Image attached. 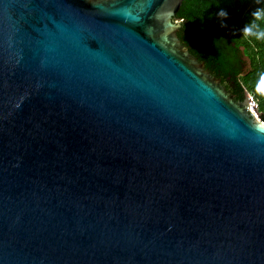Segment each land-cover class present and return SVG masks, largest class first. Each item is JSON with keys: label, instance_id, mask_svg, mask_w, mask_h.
<instances>
[{"label": "water", "instance_id": "water-1", "mask_svg": "<svg viewBox=\"0 0 264 264\" xmlns=\"http://www.w3.org/2000/svg\"><path fill=\"white\" fill-rule=\"evenodd\" d=\"M237 5L0 0V264H264Z\"/></svg>", "mask_w": 264, "mask_h": 264}, {"label": "trees", "instance_id": "trees-1", "mask_svg": "<svg viewBox=\"0 0 264 264\" xmlns=\"http://www.w3.org/2000/svg\"><path fill=\"white\" fill-rule=\"evenodd\" d=\"M236 9L229 15L226 43L233 46L234 57L240 67L235 76L236 83L245 93L253 96L257 103L259 120L264 121V18L254 17L257 10L264 12V0H237ZM176 36L184 41V27L179 22ZM247 29V31H244ZM249 66L246 67V61ZM227 96L232 94L222 77H217Z\"/></svg>", "mask_w": 264, "mask_h": 264}, {"label": "built area", "instance_id": "built-area-1", "mask_svg": "<svg viewBox=\"0 0 264 264\" xmlns=\"http://www.w3.org/2000/svg\"><path fill=\"white\" fill-rule=\"evenodd\" d=\"M246 97L248 99V102H247V110H248V112L251 114V116L255 120H259V115L257 113V103H256L255 99L249 93H246Z\"/></svg>", "mask_w": 264, "mask_h": 264}, {"label": "clouds", "instance_id": "clouds-1", "mask_svg": "<svg viewBox=\"0 0 264 264\" xmlns=\"http://www.w3.org/2000/svg\"><path fill=\"white\" fill-rule=\"evenodd\" d=\"M218 16L222 15L223 18H226L227 13L221 11L220 13L217 14ZM254 17H258V18H264V12H262L261 10H257L255 13H253ZM244 31H247V29H245Z\"/></svg>", "mask_w": 264, "mask_h": 264}, {"label": "rangeland", "instance_id": "rangeland-1", "mask_svg": "<svg viewBox=\"0 0 264 264\" xmlns=\"http://www.w3.org/2000/svg\"><path fill=\"white\" fill-rule=\"evenodd\" d=\"M262 122H264V121H262Z\"/></svg>", "mask_w": 264, "mask_h": 264}, {"label": "bare ground", "instance_id": "bare-ground-1", "mask_svg": "<svg viewBox=\"0 0 264 264\" xmlns=\"http://www.w3.org/2000/svg\"><path fill=\"white\" fill-rule=\"evenodd\" d=\"M264 125V124H263Z\"/></svg>", "mask_w": 264, "mask_h": 264}]
</instances>
